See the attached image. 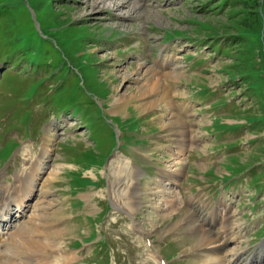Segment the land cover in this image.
<instances>
[{
  "label": "rangeland",
  "instance_id": "1",
  "mask_svg": "<svg viewBox=\"0 0 264 264\" xmlns=\"http://www.w3.org/2000/svg\"><path fill=\"white\" fill-rule=\"evenodd\" d=\"M155 61L181 68L170 99L111 109ZM25 172L34 195L3 231H63L19 235L54 243L53 264H203L178 221L226 210L236 264H264V0H0V184Z\"/></svg>",
  "mask_w": 264,
  "mask_h": 264
},
{
  "label": "bare ground",
  "instance_id": "2",
  "mask_svg": "<svg viewBox=\"0 0 264 264\" xmlns=\"http://www.w3.org/2000/svg\"><path fill=\"white\" fill-rule=\"evenodd\" d=\"M100 1L103 2L104 0H100ZM125 3H128V1L126 2L120 1L119 3L114 2L113 7L115 9H119L123 7ZM134 6L135 5L133 6L131 5L132 8ZM155 63H154L155 65L153 68L146 69L145 71L141 73L139 72V70L142 67V64L134 67L133 75L136 76V78L134 77L135 82L143 81L142 84L139 85L136 89L129 91V93L125 92L123 95H120L119 97H117L116 100L112 102L111 109L121 112L123 109H125L128 106V104L132 100H139L144 97L153 96L151 100L137 105L140 111L143 112L146 109L156 107L158 104H161L163 102L165 103L168 100L171 94L166 89L165 85H168L170 81H173L174 78H177L175 77V75L179 74L178 71L181 68L178 65V66L172 67L170 71L164 73L162 71V68L164 65H157V61H155ZM125 77H127V73H125V75L123 76V78ZM144 85H146L147 87H145ZM164 87L166 90H164ZM166 104H169V102H167ZM173 107L177 108L178 111L180 112H183V110H185V107L181 105H175V106L173 105ZM187 127L188 126L186 125V123L181 119V117H179L178 114L176 113L171 114L169 128L175 129L174 132L176 133L185 134L186 133L185 131L188 130ZM47 140H48L47 138L44 139L45 143L47 142ZM172 147L174 151H175V148L180 149V146H177V144H175ZM46 152H47L46 150H43V154L41 152L40 157L42 158V156H44ZM32 166L33 164L31 165L30 168H28V171L26 172H29V171L33 172V169H35L36 166L33 167V169H32ZM41 166H42V161L39 160L37 170L41 171L43 168V166L42 167ZM36 178H37L36 174L34 175L30 173L29 175V173H26L24 177L21 176L17 180L18 184H16L11 189L9 186H7L6 188L0 184V224L2 226L5 225L8 221L15 220V213L13 212L14 210L12 209L11 205H14L17 208L16 212L17 211L19 212V216H22L24 214V210L28 206L27 200L30 198L31 192L33 191L34 182H35L34 179ZM157 180H159L160 183H162L160 189H158L159 193H162V194L168 193L169 192L168 190H171L173 192L174 190L173 184L176 183V177H174L173 179L157 178L156 181ZM171 187H173V189H171ZM144 193L145 192L141 190V188L137 187V189L133 191L132 196L141 197V195H144ZM152 193L159 194V193H155V191L151 192V194ZM32 194L34 195L33 192ZM11 196H13V199H11L12 198ZM3 214L5 215L8 214V219ZM210 216L211 217L209 219L207 215L204 216L203 218L194 217V216L189 215L184 218H181L178 221V224L179 225L181 224L184 227L186 226L188 231L196 234L195 235L196 237H194L196 241L193 240L194 246L192 247L194 250L205 247L204 251L200 253L199 255L200 261H202L203 264H236V262L238 261V258L245 251L244 247L242 246L243 241L241 240L243 237V230H242L241 225L236 224L233 221V217H232L233 215L229 214L227 210L224 211V214L220 215L215 212V213H211ZM200 221H207L209 223V227L208 226H207L208 228L203 227L204 222L203 224H201ZM21 228H23L21 232H17L13 234L10 233L11 231L8 233H6L7 231L3 232V233L8 234V238L3 239V240L0 239V244L4 246V249L0 252V256H1L0 264H53V263H56L55 261H57L58 259L57 260L55 259V261L49 262L50 261L49 258L51 257V253H52L51 251L56 247L54 243H51L48 240L33 242V241H28L27 239H28V236L30 237L35 234H40V235L44 234V235L50 236L54 233L55 235H60L62 234L63 231L62 232L55 231L56 233L55 232H48V233L44 232L43 234H41L38 231H36V229L33 230L31 226L27 227L23 225ZM21 228H19V230ZM213 228L215 229L213 230ZM19 235L20 237L23 235H27V239L21 241V238L19 237ZM16 237H19V240ZM232 241H235L236 243H238V246L232 249H225L227 243L232 242ZM25 247L29 248L28 252H25L24 250ZM61 250L63 251V248H60V251ZM246 262L244 264H248L247 260ZM255 262L256 261L253 259V261H251L250 263L253 264Z\"/></svg>",
  "mask_w": 264,
  "mask_h": 264
}]
</instances>
